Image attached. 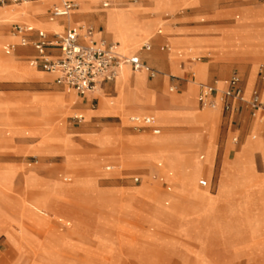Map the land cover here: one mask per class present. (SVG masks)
Returning a JSON list of instances; mask_svg holds the SVG:
<instances>
[{
	"label": "rangeland",
	"instance_id": "rangeland-1",
	"mask_svg": "<svg viewBox=\"0 0 264 264\" xmlns=\"http://www.w3.org/2000/svg\"><path fill=\"white\" fill-rule=\"evenodd\" d=\"M157 1L98 0L91 6L81 4L84 11L88 10L85 14L89 16V19L83 22L86 27H92L94 31L103 30V24L95 23L93 19L97 20L96 12L104 11L105 14H99V17L100 20L102 16L105 17L103 19L105 32L111 35V39L116 41L120 49L128 54L137 51L135 55H138L156 71L153 76H148L145 71H135L132 74V71L128 70L115 78L114 87L117 96L114 103L116 105L150 104L149 95L145 98L141 97L144 87L164 97L170 94V96L180 95L175 93H181L184 89L182 84L187 81H190L189 88H193L196 96L198 85L205 83L207 79V72L209 76L206 83L215 86H217V80L224 82L234 72H237L244 80L250 69L253 73V83L252 79L249 80L248 90L259 80L258 73L264 71V55H252L251 52H245L242 48L233 47L238 46L239 42L250 33L249 29L240 28L233 35L223 40L220 38L217 49L226 52H211L210 54H207V46L203 44V41L188 40V44L181 51L179 47L173 45L177 43L174 38L171 39L172 47L166 37L161 42L154 40L157 36H164L167 30L175 29V25L193 26L187 28L188 31L179 29L182 36L200 35L208 28L211 33H214L218 29L214 25L221 21L232 26L237 23L241 19L239 11L231 13L225 11L222 14L221 0H182L171 9L159 4L155 5L154 10L165 9L157 12L150 8ZM262 1L264 0H255L254 4L259 5ZM103 2H108V6L102 7ZM79 8L78 3V7L73 12H78ZM44 11H46L45 1L0 5V14L5 15L1 18L5 21L0 25V32L13 36L12 25L14 23L25 21L31 23V12L43 13ZM137 11L141 18L153 23L156 20V22L151 28L146 26L148 30L142 36L132 42H127L131 24L123 16L134 13L135 18L139 19ZM109 13L114 16L115 21L106 19ZM72 15L65 19L71 21ZM236 15L240 16L235 18ZM44 16L46 19L47 15ZM141 18L140 21L147 25L148 22ZM57 24L58 22H54L51 25L56 26ZM159 28L162 29L161 34H157ZM147 36L151 47L149 50H144L142 45L147 40L145 38ZM7 41L14 42L6 37L0 39L1 43ZM163 44H168V48L161 50ZM244 47L252 50L257 45L247 40ZM176 50H180L181 54L177 55ZM183 52L189 58L184 57L179 60ZM227 52L241 55H230ZM195 55L198 56L194 60L190 59ZM3 57L29 65V58L19 55V52ZM169 57H171L169 63L173 72L179 64L182 68L193 65L192 72L190 68L183 75L170 73L167 70ZM34 69L40 70L39 68ZM112 85L113 81L107 84L104 91L99 88L93 95L86 97L77 95L73 91L67 92L60 87L54 88L70 98L67 107L54 123L63 130L65 137L72 144V152L67 150L63 152L64 155L42 156L28 149L14 154L0 151V163L2 165L10 163L14 167V169L0 170V256L6 252L9 256H13V258L8 257L5 264H34L35 259L42 260L44 264H179L175 262L176 257L158 258V250H172L176 247L189 250L191 247L188 244L191 241L197 242L203 239L207 219L214 206L211 194L217 190L221 160L225 150L231 158L247 137L243 147H249L252 141L254 143L258 141L257 143L261 144V139L257 138H264L262 126L259 128L257 124L254 129L259 128L257 131H244L241 129L240 120L237 119L229 129L224 119H221L220 113L208 108H204V111L218 113L212 130L179 120L171 126L169 124L160 126L161 131L158 135H154L150 129L132 128L126 119L129 114L135 113L132 111L123 117L118 114L105 115L100 118L86 116L85 113L88 114L98 107L102 98H109L116 94ZM51 90L52 85L46 79L0 80V94L15 96L19 99L49 94L52 93ZM185 95L182 94L184 97ZM93 97H96V100H93ZM193 100L191 96V102L186 101V106H192L193 103L195 105ZM106 105L111 106L109 103ZM131 107V109L135 108ZM99 111L102 110L99 109ZM104 111L112 112L109 108ZM197 120L203 122L205 126H208L210 121V119ZM33 127H43L46 130L50 128L42 120L31 123L28 119H13L8 123H0V130H5V134L16 132L15 142H21L24 146L36 142V136L29 138L26 134ZM193 128L197 130L203 143L210 142L213 147L211 171L214 187L212 192L208 187L201 188V185L197 184L198 180L209 179V175L198 169L191 159L184 160V164L178 169L167 168L168 173L159 172L158 166L152 161H133V155L140 153L137 152L138 150L142 152L149 150L148 146L136 143L138 140L135 137L141 135L157 137L167 131L184 132ZM106 131L113 137L109 145H99L90 138L91 135ZM234 135L238 136L236 144L232 142ZM252 135L256 136V140H252ZM43 141L45 142L46 139H42L41 142ZM172 145L158 143L155 149H169L173 148ZM252 159L256 174L264 175V163L258 150L253 152ZM245 164H242V167L245 168L243 170H247L246 180L250 185L251 173L248 172L249 169ZM107 166L110 168L107 169ZM64 168L67 173L64 172ZM169 171L179 172L182 179L194 188L195 193L200 195L202 202L198 209L199 213L186 209L185 205L176 207L169 202L173 194H165L167 193L166 188L162 186L160 179L163 178L168 185L178 184L181 181L178 176ZM64 176L69 177V180H63ZM136 176L139 180L135 182L133 179ZM147 193L150 194L147 195L148 197L145 196L144 200V195ZM159 197L163 199L159 201ZM82 199H86L87 202L78 201ZM226 199V195L221 194V198L218 196L215 200L217 207L206 233V243L212 248L207 256L212 264L216 263V255L221 260V254L227 259L226 262L224 261L225 264H232L234 260L244 257V247L252 243L246 222L240 215L239 206L227 205L224 203ZM220 200L221 208L218 206ZM187 204L196 205L197 202L188 200ZM181 207L185 208L183 209L185 213L193 212L197 219H185L186 225L179 232H175L176 240L171 244L166 239L167 235H164L166 232H163L164 227L157 218L169 224L178 225L181 220L176 213L182 211ZM260 209V204L256 205L255 211ZM99 215H104L105 218ZM88 230H90L88 239L90 242L95 241L96 246L91 245V247L89 241L87 243L82 239V234L87 233ZM262 236L264 237V221ZM76 238L78 240H75ZM161 238L165 243L161 241ZM4 239L11 247V252L8 251L9 247ZM116 241L120 247L125 248L121 250V253L113 246ZM245 260L246 264H253L252 258L245 256ZM219 263L221 264V261Z\"/></svg>",
	"mask_w": 264,
	"mask_h": 264
},
{
	"label": "crops",
	"instance_id": "crops-1",
	"mask_svg": "<svg viewBox=\"0 0 264 264\" xmlns=\"http://www.w3.org/2000/svg\"><path fill=\"white\" fill-rule=\"evenodd\" d=\"M46 2V11L43 13H35L31 12V23L28 21L25 22H16L12 25V31L14 27L18 24H23L27 26H31L32 30L25 33V36L28 40H36L39 38L40 34L46 35L48 39H53L56 34H63L68 30H79L81 25H85L83 22L87 21L89 16H87L85 13L88 10L84 11V7L81 6V4L84 6H91L94 3H96L93 0H80L79 1V11L74 13L72 10L68 15L66 16H59L55 17L53 19H50L51 15V9L53 4L57 3L53 0H44ZM182 0H158L150 8L154 10L155 5H161L166 7L167 9L174 8L179 2ZM255 0H221V12L222 14L227 11V13H231L234 11H239L241 13V19L237 21L233 26L228 24L225 21H221V23H218L214 26H217L218 28L216 32L211 33L210 29L208 28L207 31H205L203 34L196 36H190L185 35L182 36L179 33V29L187 30V28H192V25L184 24V25H175V29H171L172 31L167 30V32L164 34V36H157L158 39H154L156 42H161L163 38H168L169 42H172L171 39H175L177 43H174L173 45L175 47H179L181 51H183L184 46L188 44V40L195 39L196 41H203L208 51L207 54H210L211 52H226L221 51L217 49V45L219 43V40H223L224 38L229 37L230 35H233L235 31L238 29H249L250 33L244 37V39L239 42L240 44L238 46L234 45V48H242L245 52H251L252 55H264V1H262L259 5L254 4ZM32 2H40V1H32ZM103 3H106L107 5L104 6ZM102 7H107L108 2H103ZM11 5V4H8ZM129 8V7H128ZM127 8V9H128ZM120 9V8H115ZM166 9V10H167ZM123 10V9H121ZM165 10V9H162ZM162 10H154L157 12H161ZM73 12V13H72ZM103 12H96L95 15H97V20L93 21L95 23L101 22L103 24V30H96L93 33V40L95 43L99 42L100 40H106L107 42L115 43L117 47V42L113 41L111 39V35L105 32V26H104V20L102 16V20H100L99 14H103ZM47 15V18L45 19L44 15ZM73 14V15H72ZM105 14V13H104ZM127 14V13H123ZM221 14V15H222ZM72 15L71 21L66 20L65 17ZM94 15V16H95ZM3 16L0 14V25L3 24L5 20L1 19ZM137 16L139 17V21L141 16H139L137 11ZM240 15H236L235 18H238ZM145 20V18H141ZM47 20V21H45ZM155 20V19H152ZM147 25L143 23V26H147L151 28L152 24L154 26L156 20L154 23L149 20H145ZM144 21V22H145ZM54 22H58L56 26L51 25ZM152 26V27H153ZM162 29H157V34H161ZM12 35H4L2 32H0V39L3 37H6L8 39L14 40V42L7 41L6 43L0 42V80L1 79H14V80H21V79H30V80H45L47 82H50L52 85V93L41 95V96H33L28 98H16L15 96L11 95H1L0 94V123H8L11 122L13 119H28L31 123L37 122L42 120L44 124L49 125L50 128L47 130L43 127H33L32 129H29L28 132H26L27 136L29 138H34L36 136V142L29 143L27 146H24L21 142H15V137L17 133L15 134H5V130H0V151L14 154L23 151L24 149H28L31 152H33L36 155H42V156H49V155H64V151H70L72 152V144L68 141L67 137H65L63 130L56 126L55 119H58L60 115L62 114L63 110L67 107V104L70 100V98H67L58 89H54L55 87H60L64 89L67 92L73 91L75 94L86 97L88 95H93V93H79L77 92L72 86L65 85V84H58L56 82V76L52 73H48L44 70H42L39 66L33 64L31 61L37 57L36 49L31 45H21L20 44V37L14 33ZM109 39H107V38ZM16 38V39H15ZM17 40V41H15ZM150 39H147L143 42V48L144 50H149L151 47V44L149 43ZM249 40L250 42H254L257 47L255 49H246L244 47V43ZM80 41H82L80 39ZM7 44H15V50L11 54H4L2 52L3 46ZM165 48H168V44L161 45V50H164ZM138 49V48H137ZM176 50V54L180 55L181 51ZM118 51V49H117ZM19 52V55L25 56L29 58V65L24 63H18L12 60L8 57V55H13L15 53ZM119 52V51H118ZM137 52V51H136ZM132 54H126L123 56L130 57V56H137L139 61L148 66L144 60H142L138 55H135V53ZM46 53L50 56H56L59 54V49L54 46H48L46 47ZM203 54V55H207ZM227 54H240V53H228ZM241 55V54H240ZM198 55L193 56L190 59H195ZM243 56V55H242ZM187 57V55L182 54L181 57H179V60L181 58ZM170 58H168L167 61V70L170 73L174 74H184L186 70L192 67H185L182 68L179 64L178 67H175V72L172 71V67L170 65ZM189 58V57H187ZM198 62V61H197ZM180 63V61H179ZM204 63V62H202ZM131 71L132 74L135 72L130 64L126 63ZM206 65V63H205ZM150 67V66H148ZM39 68L40 70L34 69ZM153 69L152 67H150ZM125 70L124 72H127L128 70ZM154 70V69H153ZM205 70L207 72V66L205 67ZM123 72V73H124ZM148 76L150 75L147 71H145ZM122 73V74H123ZM238 74L237 72H234ZM47 74V75H46ZM233 74V73H232ZM231 74V75H232ZM252 69H250L247 73V77L243 80L241 78V84L243 88L244 95L248 97L250 95V92L253 89H258L261 96L264 97V81L260 78V72L259 74V80L255 82L253 85H251L250 89L248 90L249 80L252 79ZM230 75V76H231ZM208 72H207V79L208 80ZM114 80H102L100 82V89L101 91H104L107 87V84L109 82L113 81V88L114 87ZM143 80V79H142ZM205 81V83H206ZM189 82H183V91L181 93H175L180 94L176 96H170L166 95L161 96L158 94H155L148 90L146 87H144L142 91L141 97H146L149 95V98L151 100L150 104L147 103H136V104H127V105H116L114 103V100L117 96V91L115 90L116 94L109 97V98H102L100 102L98 103V107L95 109H91L92 111L90 113H85L88 117H97L100 118L105 115L110 114H118L120 116H125L129 111L135 112L131 113L127 116V121L129 122L130 126L132 128L136 129H150L151 132L154 135L160 134V126H165L167 124L174 125L179 120H185L187 123H190L191 125H197L202 128H208L210 130L213 129L214 124L216 122V119L218 118L217 112L212 111L213 113H207L204 111L205 109L200 107L198 103V94L200 90V85L205 84H199L198 90L196 87V96L194 94L193 88H189ZM218 87H223L224 82L222 80L216 81ZM253 83V79H252ZM195 84V83H194ZM207 84V83H206ZM173 89V88H172ZM138 90V89H137ZM190 93L193 96V101H195V105L192 106H186L187 100L186 97L190 96ZM182 94H186L185 97L182 96ZM190 96V97H191ZM93 100H96V97H93ZM92 102V101H91ZM97 103V102H96ZM107 103L111 104V106L107 107ZM134 106L135 108L131 109ZM109 108L110 111H104ZM102 110V111H99ZM210 109V108H208ZM88 110V109H87ZM85 110V112L87 111ZM141 110V111H136ZM217 110L220 115L221 119H224L227 126H232V123L235 122L237 119L240 120L241 123V129L244 131H257L260 126H262L263 134H264V123L259 119L258 113H254L252 109L244 105L243 103L235 102L233 103L232 109L228 112L222 111L221 109H212ZM133 117H139V118H149L151 122L149 124L140 122H134L131 120ZM197 119H210L209 125L205 126V124ZM100 120V119H99ZM257 124L259 125V128L257 130H254L257 127ZM154 129H159V133H154ZM37 130H39V133H37ZM210 139V136H208ZM93 141L97 142L99 145H109L112 143L113 137L111 134H109L108 131L100 134L91 135L90 137ZM137 138V142L141 145L148 146L147 152L137 151L140 152L139 154L133 155V161L134 162H140V161H152L154 162L158 168L159 172L168 173L167 168L175 167V169L180 168L184 164V160L191 159L194 163V165L200 169L203 172L208 173L207 179H201L206 181V185L202 186L200 184V180H198V185H201L200 187H208L210 192H212V188L214 187V183L212 182V171H211V164H212V156H213V147L210 142H207L206 144L201 141V137L199 136V133L196 129H190L188 131L180 132V131H167L164 132L161 136L153 137L150 135H141L135 137ZM252 140L256 138L255 135L251 136ZM42 139H46V141L41 142ZM248 139V137L244 140V142L241 144L237 152L233 155V157H229V154L225 150L222 160H221V173L219 175L218 181H217V190L215 193L212 192V198L215 202L217 197L219 196L221 198L222 195H226L227 199L224 203H227V205H237L240 208V212L243 217V219L246 222V226L248 229V234L252 237V243L248 246H245L243 253L245 254L244 257L241 259H236L232 262V264H246L245 256H248L252 258L253 264H264V237L263 235V221H264V175L259 176L255 172V166L254 161L252 159V154L255 150H258L260 152L262 161L264 163V158L262 155V150H264V138L260 137L257 139H261V145L260 147L256 148L254 144H260V143H254L253 141L250 143L249 147H243L245 141ZM256 140V139H255ZM19 141V139H18ZM232 142L236 144L238 142V136L234 135L232 136ZM170 144L173 148L169 149H155L156 144ZM195 152H198L197 154ZM246 163L245 165L248 167V172H250V185H248L246 180V171L243 170L245 168L242 167V164ZM14 169L12 165H2L0 163V170L3 169ZM107 169L110 168V166L106 167ZM64 172L65 168H64ZM67 173V172H66ZM169 173L174 174L178 176L181 181L178 184H172L168 185V183H165V181L160 179L161 184L163 187L166 188L165 194H173L172 198L169 199V202L176 207L178 205H182L186 207V209H191L193 212H198V209L201 207L202 200L199 197L197 193H195L194 188L186 183L179 172H171ZM47 180V179H46ZM63 180H69V177L64 176ZM135 182L139 180V177L136 176L133 179ZM213 183V184H212ZM150 192V191H149ZM150 194V193H149ZM148 193L144 195H149ZM148 197V196H147ZM165 198V196H164ZM163 198L159 197V201ZM188 200H194L197 202L195 205H189L187 204ZM201 200V201H200ZM214 204L213 210L211 214L209 215V218L207 219L206 223V230L204 233V237L201 241H191L188 245H190V249L186 250L182 247H176L172 250H158V258H165L168 259L170 257H176L175 262H178L179 264H212L210 259L208 258L207 254L210 249H212L209 245H207L206 241V233L208 230V227L210 226V222L212 219V216L215 213V208L217 207V204ZM208 203V202H207ZM260 204L261 209L258 211H255L256 205ZM219 208H221V200L218 203ZM146 208V207H145ZM182 211L179 213H176L179 215L180 218V224L178 225H172L169 224L159 218L158 222H160L164 229L163 232H166L164 235L168 241L172 244L175 240V232L180 231L186 223L184 222L185 219H197L193 212H186L183 211V207L180 208ZM259 209V208H258ZM199 213V212H198ZM193 214V215H190ZM156 219V218H155ZM197 225V224H195ZM167 227V228H166ZM166 229V230H165ZM89 232L83 233L82 236L84 240L89 245H95L96 243L90 242L89 238ZM169 235V236H168ZM114 237V235H113ZM163 240V238H161ZM75 240H78L76 238ZM5 244L6 239H4ZM165 243V242H164ZM8 246V245H7ZM115 248L120 251L125 249L123 247H120V244L116 241L114 243ZM92 247V246H91ZM240 250L242 248H239ZM230 253V252H229ZM8 255V253L6 252ZM127 255V254H126ZM231 255V254H228ZM10 258H13V256H9Z\"/></svg>",
	"mask_w": 264,
	"mask_h": 264
},
{
	"label": "built area",
	"instance_id": "built-area-1",
	"mask_svg": "<svg viewBox=\"0 0 264 264\" xmlns=\"http://www.w3.org/2000/svg\"><path fill=\"white\" fill-rule=\"evenodd\" d=\"M26 1L44 0H0V5L18 4ZM50 19L59 16H66L78 7L79 0H53ZM106 6V3H103ZM32 27L18 24L14 27L13 33L20 37V44H31L37 52V57L31 62L42 70L56 76L58 84L72 86L79 93H92L100 87L102 80H113L117 74L120 63H128L133 70H144L150 75L155 70L142 64L137 56L126 57L117 51L115 43L100 40L95 43L92 36V27H82L79 30H68L63 34H56L53 39L40 34L36 40H28L25 33L31 31ZM80 39L82 41H80ZM54 46L59 49V54L50 56L46 53V47ZM15 50V44L3 46L4 54H11ZM260 78L264 81V71H260ZM243 103L254 113H258L259 119L264 123V97L258 89H253L246 97L243 92L241 78L233 73L224 81L223 87L211 84L200 85L198 103L202 108L221 109L228 112L232 109L233 103ZM134 122L149 124V118L133 117ZM159 133V129H154ZM202 186L206 185L205 180H200Z\"/></svg>",
	"mask_w": 264,
	"mask_h": 264
},
{
	"label": "bare ground",
	"instance_id": "bare-ground-1",
	"mask_svg": "<svg viewBox=\"0 0 264 264\" xmlns=\"http://www.w3.org/2000/svg\"><path fill=\"white\" fill-rule=\"evenodd\" d=\"M80 1V0H79ZM78 1V2H79ZM27 2V1H26ZM25 3V2H24ZM113 12V11H112ZM113 15H114V12H113ZM111 13H109L107 16H106V19L108 20V21H111V20H113V16ZM124 18L126 17L127 19H128V21H129V23L131 24V26H130V32H129V40L127 41V42H132L133 40H135L137 37H140V36H142L144 33H146V30H148L147 29V27L146 26H143L144 24L142 23V21H139V19H136L135 18V15H134V13H130V14H127V15H125V16H123ZM103 19H105V17H103ZM113 21H115V20H113ZM117 21V20H116ZM82 27H85V25H81ZM146 39L148 38V36L147 37H145ZM145 40V39H144ZM143 40V41H144ZM117 49H118V51H119V53L121 54V55H126V54H128L127 52H125V51H123L122 49H120V47L117 45ZM127 69H130V67L126 64V63H120V66H119V68H118V70H117V74H116V76H115V78H117L121 73H123L125 70H127ZM131 70V69H130ZM138 71H144V70H138ZM137 71V72H138ZM218 87V86H217ZM99 90V88H97L94 92H97ZM94 92H92V93H94ZM186 100H187V102H191V97L190 96H187L186 97ZM194 104V103H193ZM256 142V141H255ZM258 142V141H257ZM260 145L261 144H255V147L256 148H258V147H260ZM262 155H263V158H264V150H262ZM70 198H73L72 196H69ZM75 200V199H74ZM62 201H64V200H62ZM75 201H77V200H75ZM78 201H82V202H87L86 201V199H82V200H78ZM79 203V202H78ZM71 207V206H70ZM74 208V207H73ZM91 213V212H90ZM95 216V215H94ZM99 216H101V217H104L105 218V216L104 215H99ZM9 247V249H8V251H10L11 252V247L10 246H8ZM39 248V247H38ZM34 251V250H33ZM224 252V251H223ZM229 252V251H228ZM225 253V252H224ZM217 257H216V263L215 264H220L219 262L221 261V264H225V262L227 261V259H226V257H225V255H222L221 254V260H220V257L218 256V255H216ZM230 256V255H229ZM22 258H23V256H22ZM8 259V255L6 254V253H4L3 255H1L0 256V264H5V262H6V260ZM230 259V258H229ZM19 260V259H18ZM225 261V262H224ZM229 261V260H228ZM230 261H232L231 259H230ZM15 262V261H14ZM34 264H44V262L42 261V260H39V259H35V261H34ZM227 264V263H226Z\"/></svg>",
	"mask_w": 264,
	"mask_h": 264
}]
</instances>
